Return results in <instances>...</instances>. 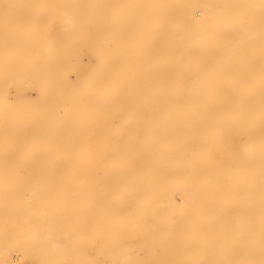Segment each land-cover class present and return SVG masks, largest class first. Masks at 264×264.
Here are the masks:
<instances>
[{"label": "bare ground", "instance_id": "6f19581e", "mask_svg": "<svg viewBox=\"0 0 264 264\" xmlns=\"http://www.w3.org/2000/svg\"><path fill=\"white\" fill-rule=\"evenodd\" d=\"M21 260L264 264V0H0Z\"/></svg>", "mask_w": 264, "mask_h": 264}, {"label": "rangeland", "instance_id": "374dc122", "mask_svg": "<svg viewBox=\"0 0 264 264\" xmlns=\"http://www.w3.org/2000/svg\"><path fill=\"white\" fill-rule=\"evenodd\" d=\"M88 258H93L94 257V250H89L88 251ZM20 264H29L27 260H21Z\"/></svg>", "mask_w": 264, "mask_h": 264}]
</instances>
